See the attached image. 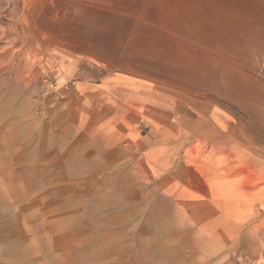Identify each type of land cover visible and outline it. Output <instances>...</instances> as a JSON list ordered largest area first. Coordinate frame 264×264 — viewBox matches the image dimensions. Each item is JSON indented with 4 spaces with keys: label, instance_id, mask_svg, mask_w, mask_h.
Listing matches in <instances>:
<instances>
[{
    "label": "rangeland",
    "instance_id": "374dc122",
    "mask_svg": "<svg viewBox=\"0 0 264 264\" xmlns=\"http://www.w3.org/2000/svg\"><path fill=\"white\" fill-rule=\"evenodd\" d=\"M262 15L0 0V264H264Z\"/></svg>",
    "mask_w": 264,
    "mask_h": 264
},
{
    "label": "bare ground",
    "instance_id": "6f19581e",
    "mask_svg": "<svg viewBox=\"0 0 264 264\" xmlns=\"http://www.w3.org/2000/svg\"><path fill=\"white\" fill-rule=\"evenodd\" d=\"M219 3V2H218ZM212 7V6H211ZM234 8V7H233ZM247 8V7H246ZM242 9V8H241ZM263 10V9H262ZM210 11V10H209ZM237 11H239V10H237ZM249 11H250V13H251V10L249 9ZM258 11V10H257ZM241 13V12H240ZM263 14V13H262ZM209 15V14H208ZM213 15V14H212ZM202 16V15H201ZM223 16V15H222ZM227 16V15H226ZM238 17V16H237ZM236 17V18H237ZM213 18V16L211 17V19ZM256 19V18H255ZM258 19L260 20L258 23H260V25L262 24V26H259V28H256L257 30L255 31L254 29L252 30L253 32H251V30H250V28H249V26H248V23H245L244 25H247L248 26V30H250L249 31V34H251V33H255V34H259L260 36H262L263 37V40H264V15H262V16H259L258 17ZM187 20V19H186ZM214 20V19H213ZM213 20H212V22H213ZM229 21V20H228ZM244 23V22H243ZM257 23V24H258ZM208 24V23H207ZM215 24V23H214ZM230 24V23H229ZM239 24V23H238ZM227 25H228V23H227ZM240 25V24H239ZM242 25V24H241ZM240 25V26H241ZM243 25V26H244ZM201 26V25H200ZM252 26V25H251ZM205 27V26H204ZM245 27V26H244ZM244 27H243V29H244ZM184 28V27H183ZM228 28H230V27H228ZM232 28H233V26H232ZM242 28V27H241ZM251 28H253V27H251ZM214 29V28H213ZM231 29V28H230ZM245 30H247V29H245ZM230 31H232V29L230 30ZM238 31V30H237ZM189 32V31H188ZM239 32V31H238ZM242 32V31H241ZM251 32V33H250ZM210 33V32H209ZM227 33H229V31L227 32ZM212 34H213V32H212ZM217 34V33H216ZM230 34V33H229ZM229 34H228V38H229ZM202 35V34H201ZM223 35H224V33H223ZM243 35V34H242ZM242 35H238V33H235V36H236V38L234 39V38H232V39H234L235 40V42H233V40L232 39H230V40H232V46H233V50L234 51H237V50H241V54H243V55H245L246 56V60L249 62V64H253L254 66L255 65H259L258 67H259V74H261L262 76H263V78H260V79H258V83L256 82V84L255 83H252V84H250L251 86H250V88L248 89V95H249V97L251 96V98L254 100V102L255 103H257V105L258 104H262L263 103V105H264V45H259V43H257V41H256V43H257V46L254 44L255 43V40L256 39H253L254 37V35L251 37V36H249V35H247L246 37H243ZM232 36V35H231ZM234 36V37H235ZM215 38H217L216 36H214ZM239 37H241V38H239ZM242 37L244 38V39H242ZM220 38H221V35H220ZM217 39H219V38H217ZM222 40V39H221ZM261 40V39H260ZM222 42V41H221ZM263 42V41H262ZM225 44V43H224ZM231 48V47H230ZM261 72V73H260ZM253 78L254 77H256V75L255 76H252Z\"/></svg>",
    "mask_w": 264,
    "mask_h": 264
},
{
    "label": "crops",
    "instance_id": "0c3cea01",
    "mask_svg": "<svg viewBox=\"0 0 264 264\" xmlns=\"http://www.w3.org/2000/svg\"><path fill=\"white\" fill-rule=\"evenodd\" d=\"M264 83V82H263Z\"/></svg>",
    "mask_w": 264,
    "mask_h": 264
}]
</instances>
